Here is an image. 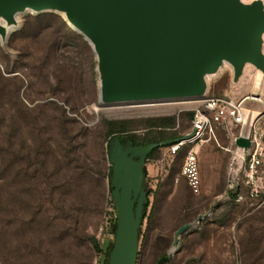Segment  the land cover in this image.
Listing matches in <instances>:
<instances>
[{
    "label": "rangeland",
    "instance_id": "374dc122",
    "mask_svg": "<svg viewBox=\"0 0 264 264\" xmlns=\"http://www.w3.org/2000/svg\"><path fill=\"white\" fill-rule=\"evenodd\" d=\"M261 47L264 53V35ZM249 68L238 98L259 92L262 101L252 106L264 113V76ZM231 75L225 66L210 76L208 94L230 95ZM99 82L95 51L61 12L28 11L0 38V159H10L7 175L22 170L7 184L0 179V195L10 197L0 204V264H105L115 217L105 122L131 120L143 137L145 120L173 118L167 134L188 132L181 100L101 106ZM216 137L199 146L197 192L181 175L182 153L161 146L146 161L148 206L136 264H155L171 249L166 264H264V168L252 194L240 158L224 149L231 147L227 134L217 130ZM206 213L174 246L176 230Z\"/></svg>",
    "mask_w": 264,
    "mask_h": 264
},
{
    "label": "water",
    "instance_id": "95a60500",
    "mask_svg": "<svg viewBox=\"0 0 264 264\" xmlns=\"http://www.w3.org/2000/svg\"><path fill=\"white\" fill-rule=\"evenodd\" d=\"M16 9L22 10L19 15L68 10L71 27L85 36L97 55L101 106L203 98L208 94V78L225 66L232 71L230 96L238 98L243 77L252 78L249 66L264 76L261 0L250 4L241 0H0V12L8 19L0 24L2 40L15 26ZM259 86L260 80H255V88ZM247 95L261 94L251 90ZM253 103L247 100L245 105L253 108ZM191 134L145 145H134L128 138L121 141L119 136L109 142L116 222L105 264H136L148 202L147 156ZM235 144L246 149L250 140L241 135ZM208 214L181 225L173 245ZM172 256L173 249L155 264H166Z\"/></svg>",
    "mask_w": 264,
    "mask_h": 264
},
{
    "label": "built area",
    "instance_id": "2783aa9c",
    "mask_svg": "<svg viewBox=\"0 0 264 264\" xmlns=\"http://www.w3.org/2000/svg\"><path fill=\"white\" fill-rule=\"evenodd\" d=\"M247 100L261 102L260 96L244 95L235 99L230 95H209L199 99L181 100L185 109L192 113L191 126L186 134L192 133L187 139L166 146L170 155L183 150L181 175L187 179L189 187L197 192L200 188L199 146L210 140L217 141V130L225 131L231 147L224 148L240 158L245 171V183L252 194H257L259 185L256 178L258 171L264 168V113L257 112L245 105ZM232 127H238L236 133ZM182 135V136H184ZM250 140L246 149L238 147L235 140L239 136ZM181 136V137H182ZM233 147V148H232ZM235 182H229L232 188Z\"/></svg>",
    "mask_w": 264,
    "mask_h": 264
},
{
    "label": "trees",
    "instance_id": "16d2710c",
    "mask_svg": "<svg viewBox=\"0 0 264 264\" xmlns=\"http://www.w3.org/2000/svg\"><path fill=\"white\" fill-rule=\"evenodd\" d=\"M189 119L191 121V117H192V113L189 112L188 113ZM106 127H107V131L108 134L110 136L109 138V142L111 141V139L115 136H119L121 141H123L125 138H128L132 141V143L134 145H145V144H149V143H156V142H162L165 141L167 139H172V138H176V137H181L182 134L178 133V132H172L171 134H167V132L165 131L166 127H168V125H173L174 124V120L173 118H159V119H147L144 121V124L146 125L147 131L146 134L143 137H138L135 132L132 131L131 129V124L132 121L131 120H109L105 122ZM191 126V124H190ZM190 129V127H189ZM153 130H157V134L151 136L150 134L154 133ZM159 148V147H158ZM155 148L154 150H152L149 155L147 156V160L153 155V153L158 149ZM178 153H182L183 155V150L178 152ZM108 155V153H107ZM15 157H17V162L22 161V157H18V155H15ZM8 161H10V159L8 160V158H1L0 159V166L3 167V164L7 163ZM5 166L3 168H0V179L3 180V182H5L6 184L8 182H10V179L12 178H18L22 177V170L15 172V174L13 176L11 175H7L6 173H4L5 171ZM109 175L111 178V166L109 165ZM110 184V183H109ZM8 193L13 196L19 203L22 202V197H16L14 194V192L8 191ZM233 197H235V195L233 194ZM10 197L8 196L7 198L3 197V195H0V204H4V205H8V199ZM148 198V196H147ZM148 206V202L145 205V212ZM112 208L115 210V206L114 203L112 201ZM112 225H115L116 219L113 216L112 218ZM1 233V232H0ZM93 246L99 250V245L95 240H92ZM110 249V246L107 247V250L105 252V256H107L108 251ZM107 261V259L105 260V262Z\"/></svg>",
    "mask_w": 264,
    "mask_h": 264
},
{
    "label": "bare ground",
    "instance_id": "6f19581e",
    "mask_svg": "<svg viewBox=\"0 0 264 264\" xmlns=\"http://www.w3.org/2000/svg\"><path fill=\"white\" fill-rule=\"evenodd\" d=\"M261 2H262V4H263V9H264V0H261ZM25 9H29L30 10V8H28V7H25ZM58 11H60L62 14H63V16L65 17V19L67 20V22H68V24L70 25V26H72L73 27V25H72V21L70 20V18H69V15H68V10H61V9H57ZM22 10H14V13H13V16L16 18V19H18V17L20 16L19 14H20V12H21ZM264 11V10H263ZM8 22V19H7V17L2 13V12H0V24L2 25V24H6ZM12 25L13 24H10V26H9V24H7L6 25V28H12ZM8 26V27H7ZM260 33V32H259ZM261 34H263L264 35V30L261 32ZM93 44V43H92ZM94 45V44H93ZM258 111L257 110H254V115L257 113Z\"/></svg>",
    "mask_w": 264,
    "mask_h": 264
},
{
    "label": "flooded vegetation",
    "instance_id": "af4514ba",
    "mask_svg": "<svg viewBox=\"0 0 264 264\" xmlns=\"http://www.w3.org/2000/svg\"><path fill=\"white\" fill-rule=\"evenodd\" d=\"M149 155V154H148ZM146 161H147V159H146ZM146 161H145V164H146ZM145 176H146V174H145Z\"/></svg>",
    "mask_w": 264,
    "mask_h": 264
}]
</instances>
